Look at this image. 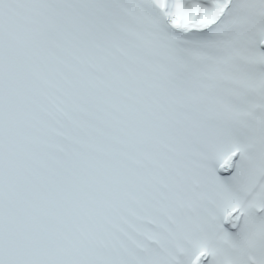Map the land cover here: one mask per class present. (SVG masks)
<instances>
[{"label": "snow or ice", "instance_id": "obj_1", "mask_svg": "<svg viewBox=\"0 0 264 264\" xmlns=\"http://www.w3.org/2000/svg\"><path fill=\"white\" fill-rule=\"evenodd\" d=\"M0 264H264V0H0Z\"/></svg>", "mask_w": 264, "mask_h": 264}]
</instances>
